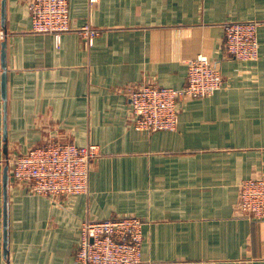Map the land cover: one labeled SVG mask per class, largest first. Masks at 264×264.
Returning a JSON list of instances; mask_svg holds the SVG:
<instances>
[{"label": "crops", "instance_id": "obj_1", "mask_svg": "<svg viewBox=\"0 0 264 264\" xmlns=\"http://www.w3.org/2000/svg\"><path fill=\"white\" fill-rule=\"evenodd\" d=\"M27 1L0 0V264H73L82 219L121 215L143 220L138 264H264V220L238 205L264 175V0H68L58 38L30 31ZM230 20L259 21L256 59L226 53ZM88 24L91 43L75 30ZM198 54L222 87L182 100L176 129L136 130L128 86L181 87ZM49 140L99 146L88 192L43 196L10 167L5 190L7 158Z\"/></svg>", "mask_w": 264, "mask_h": 264}, {"label": "built area", "instance_id": "obj_2", "mask_svg": "<svg viewBox=\"0 0 264 264\" xmlns=\"http://www.w3.org/2000/svg\"><path fill=\"white\" fill-rule=\"evenodd\" d=\"M30 31L52 33L59 37L72 30L68 0H28ZM257 20H230L224 24L222 46L235 59L258 57ZM88 43L99 29L83 25L77 29ZM224 83L219 61L198 54L187 62L186 80L181 87L144 81L127 88L129 120L143 132L174 130L178 123L180 102L208 96ZM95 143L77 145L49 140L32 146L24 153L7 158L15 183L32 192L51 197L87 193L92 161L99 155ZM239 209L247 217L264 220V175L244 178L239 186ZM143 220L135 215L105 219L84 218L73 264H138L141 259Z\"/></svg>", "mask_w": 264, "mask_h": 264}, {"label": "water", "instance_id": "obj_3", "mask_svg": "<svg viewBox=\"0 0 264 264\" xmlns=\"http://www.w3.org/2000/svg\"><path fill=\"white\" fill-rule=\"evenodd\" d=\"M1 11H2V17H4V5H2ZM5 46H6L5 41H2L1 49H0L1 67L3 68L2 73H1V95L4 101L6 100V64H5L6 51H5ZM4 139H6L5 126H4ZM7 180H8V165H6L4 168L3 185H4L5 190H6Z\"/></svg>", "mask_w": 264, "mask_h": 264}]
</instances>
